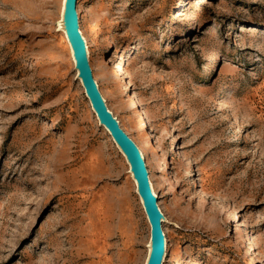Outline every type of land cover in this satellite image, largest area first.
Returning <instances> with one entry per match:
<instances>
[{
    "label": "rangeland",
    "instance_id": "374dc122",
    "mask_svg": "<svg viewBox=\"0 0 264 264\" xmlns=\"http://www.w3.org/2000/svg\"><path fill=\"white\" fill-rule=\"evenodd\" d=\"M62 4L0 0V264H144L150 225L76 77ZM76 12L99 92L145 153L162 264H264V0Z\"/></svg>",
    "mask_w": 264,
    "mask_h": 264
},
{
    "label": "water",
    "instance_id": "95a60500",
    "mask_svg": "<svg viewBox=\"0 0 264 264\" xmlns=\"http://www.w3.org/2000/svg\"><path fill=\"white\" fill-rule=\"evenodd\" d=\"M60 21L73 57L76 77L80 78L98 123L104 126L124 155L129 165L131 177L135 181L136 192L150 225L148 251L144 264H162L166 249V238L162 229V221H168L159 208L157 197L152 194L153 187L141 151L132 138L122 129L116 117L109 111L99 92L97 83L93 79L85 42L78 26L76 0H65L63 2Z\"/></svg>",
    "mask_w": 264,
    "mask_h": 264
},
{
    "label": "bare ground",
    "instance_id": "6f19581e",
    "mask_svg": "<svg viewBox=\"0 0 264 264\" xmlns=\"http://www.w3.org/2000/svg\"><path fill=\"white\" fill-rule=\"evenodd\" d=\"M63 2H65V0H63ZM263 4V3H262ZM56 46V45H55ZM58 46V45H57ZM54 47V46H53ZM55 48H57V47H55ZM53 49V48H52ZM58 51V50H57ZM62 51V50H61ZM64 51V50H63ZM67 53V52H66ZM66 60V59H65ZM63 63V62H62ZM59 64H61V63H59ZM67 65H68V63H66ZM56 65V64H55ZM63 66V65H62ZM118 70L119 71H121V73H122V91L123 92H127L128 91V86H127V84H126V82H125V79H124V76H125V71H124V68H123V66H121V65H119L118 67ZM56 71V70H55ZM67 73V72H66ZM120 82V81H119ZM128 106H129V108L131 109H135L136 110V108H137V99H136V97H135V95H131V97L128 99ZM136 113V115H135V118H136V120H138L137 122V129L138 130H146V125H145V123H144V116H143V113H142V111L141 110H138L137 109V111L135 112ZM148 139H150V137H151V133H147V136H146ZM149 141V140H148ZM150 145V144H149ZM141 155H142V157H143V159H145V153L143 152V151H141ZM146 168H147V166H146ZM148 170V169H147ZM153 187V186H152ZM158 191V190H157ZM153 196H155V197H157V194L155 193V189H154V187H153ZM158 199V198H157ZM136 228V227H135ZM162 229H163V223H162ZM136 230V229H135ZM134 235H135V232H134ZM137 236V235H136ZM136 239V238H135ZM135 245V244H134ZM167 245V242H166V244H165V246ZM245 246H250V247H252V242H251V240L250 239H248L247 240V243H246V245ZM249 247V248H250ZM129 253V252H128Z\"/></svg>",
    "mask_w": 264,
    "mask_h": 264
}]
</instances>
